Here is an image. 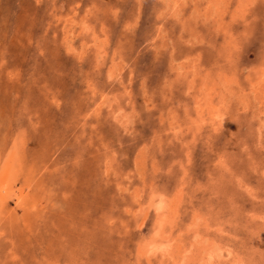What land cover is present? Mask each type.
I'll list each match as a JSON object with an SVG mask.
<instances>
[{"label": "rangeland", "instance_id": "rangeland-1", "mask_svg": "<svg viewBox=\"0 0 264 264\" xmlns=\"http://www.w3.org/2000/svg\"><path fill=\"white\" fill-rule=\"evenodd\" d=\"M263 78L264 0H0V264H173L139 254L162 193L166 234L264 264Z\"/></svg>", "mask_w": 264, "mask_h": 264}, {"label": "bare ground", "instance_id": "bare-ground-1", "mask_svg": "<svg viewBox=\"0 0 264 264\" xmlns=\"http://www.w3.org/2000/svg\"><path fill=\"white\" fill-rule=\"evenodd\" d=\"M170 1V0H169ZM176 1V0H175ZM185 1V0H184ZM240 1V0H239ZM40 2V1H39ZM167 2V1H166ZM243 2V1H242ZM46 3V2H45ZM184 3V2H183ZM199 3V2H198ZM244 3V2H243ZM208 4V3H207ZM215 4V3H214ZM214 4H212V5H214ZM218 4V3H217ZM222 4V3H221ZM224 4V3H223ZM238 4H239V2H238ZM247 4V3H246ZM216 5V4H215ZM91 7V6H90ZM175 7V6H174ZM216 7V6H215ZM245 8V7H244ZM168 9V8H167ZM218 9V8H217ZM220 9V8H219ZM247 9V8H246ZM204 10V9H203ZM244 10V9H243ZM242 11V10H241ZM246 11V10H245ZM209 12V11H208ZM217 12V11H216ZM242 12H244V11H242ZM247 13H248V11H247ZM50 14V13H49ZM214 14H215V11H214ZM217 14V13H216ZM218 14H220L219 12H218ZM217 14V15H218ZM237 14V13H236ZM241 14V13H240ZM244 14V13H243ZM220 16V15H219ZM234 16V15H233ZM221 17V16H220ZM235 18V17H234ZM240 18V17H239ZM244 18V17H243ZM180 19V18H179ZM237 19V18H236ZM235 20H233V22H234ZM246 21V20H245ZM80 22H82V21H80ZM85 22V21H84ZM220 22V21H219ZM247 23V22H246ZM201 24V23H200ZM63 25V24H62ZM79 25V24H78ZM82 25V24H81ZM81 25H80V27H81ZM209 26V25H208ZM211 27V26H210ZM223 27V26H222ZM70 28V27H69ZM74 28V27H73ZM82 29V28H81ZM98 30V29H97ZM72 31V30H71ZM82 31V30H81ZM68 32H69V30H68ZM88 33V32H87ZM193 33V32H192ZM202 33V32H201ZM225 33V32H224ZM204 34V33H203ZM67 35H68V33H67ZM230 37L232 36L231 35V33H230V35H229ZM228 36V37H229ZM66 37V36H65ZM224 37V36H223ZM70 38V37H69ZM115 38V37H114ZM173 38V37H172ZM192 38V37H191ZM179 39H181V38H179ZM199 39V38H198ZM230 39V38H229ZM66 40V39H65ZM223 40V39H222ZM231 40V39H230ZM85 42V41H84ZM211 42H212V40H211ZM217 42V41H216ZM228 42V41H227ZM245 42V41H244ZM115 43V42H114ZM191 43V42H190ZM218 43V42H217ZM222 43V42H221ZM224 43V42H223ZM86 44V43H85ZM87 45V44H86ZM85 45V47H87ZM154 45V44H153ZM193 45V44H192ZM192 45H190V46H192ZM67 46V45H66ZM84 47V46H83ZM178 47V46H177ZM193 47V46H192ZM176 48V47H175ZM69 49V48H68ZM70 49H71V46H70ZM85 49V48H84ZM181 49V48H180ZM185 49V48H184ZM74 50V49H73ZM86 50V49H85ZM119 50V49H118ZM199 50V49H198ZM84 51V50H83ZM197 51V50H196ZM206 51V50H205ZM240 51V50H239ZM112 52V51H111ZM191 52V51H190ZM82 53V52H81ZM110 53V52H109ZM115 53V52H114ZM178 53V52H177ZM83 54V53H82ZM85 54V53H84ZM100 54V53H99ZM122 54V53H121ZM157 54V53H156ZM170 54V53H169ZM179 54V53H178ZM117 55V54H116ZM84 56V55H83ZM188 58V57H187ZM193 58V57H192ZM186 59V58H185ZM189 59V58H188ZM98 61V60H97ZM115 61V60H114ZM63 62V61H62ZM170 62V61H169ZM99 64H101V63H99ZM171 64V63H170ZM199 64V63H198ZM79 65V64H78ZM85 65V64H84ZM111 65V64H110ZM127 65V64H126ZM58 66V65H57ZM74 66V65H73ZM90 66H91V64H90ZM219 67V66H218ZM111 68V67H110ZM185 68V67H184ZM187 68V67H186ZM183 69V68H182ZM93 70V69H92ZM188 70V69H187ZM203 70V69H202ZM114 72H115V70H113ZM208 71V70H207ZM186 72V71H185ZM189 72H190V70H189ZM94 73V72H93ZM112 73V72H111ZM244 73V72H243ZM187 74V73H186ZM198 74V73H197ZM205 74V73H204ZM219 74V73H218ZM226 74V73H225ZM221 75V74H220ZM219 75V76H220ZM227 75L228 74H226L225 76L227 77ZM205 76H206V74H205ZM209 76V75H208ZM218 76V77H219ZM223 76V75H222ZM222 76H220L221 78H222ZM87 77V76H86ZM110 77H112V76H110ZM109 77V78H110ZM203 77V76H202ZM218 77H216L217 79H219ZM230 77V76H229ZM260 77V76H259ZM94 78V77H93ZM104 78V77H103ZM191 78V77H190ZM221 78H220V80H221ZM228 78V77H227ZM110 79H113V78H110ZM203 79H205V78H203ZM223 79V78H222ZM247 79V78H246ZM260 79V78H259ZM264 79V78H263ZM194 80V79H193ZM229 80H232V79H230L229 78ZM88 81V80H87ZM226 82L225 83H227V80H225ZM233 81V80H232ZM193 82V81H192ZM191 82V83H192ZM195 82V81H194ZM213 82H214V80H213ZM224 82V81H223ZM230 82V81H229ZM246 82H247V80H246ZM201 83V82H200ZM99 84V83H98ZM188 84H190V82L188 83ZM203 84V83H202ZM210 84H211V82H210ZM220 84V83H219ZM222 85H224V86H226L225 84H223V83H221ZM230 84V83H229ZM120 85H123V84H120ZM192 85V84H191ZM258 85V83H256V85H254V86H257ZM263 85V84H262ZM182 86V85H181ZM207 86V85H206ZM218 86V85H217ZM216 86V87H217ZM230 86H233V84L231 85L230 84ZM141 87V86H140ZM191 87L192 86H190V87H188V89L190 88L191 89ZM204 87V86H203ZM202 88V87H201ZM205 88V87H204ZM207 88V87H206ZM219 88V87H218ZM91 89V88H90ZM98 89V88H97ZM131 89V88H130ZM129 89V90H130ZM168 89V88H167ZM193 89H194V87H193ZM199 89V88H198ZM216 89V88H215ZM230 89V88H229ZM228 89V90H229ZM255 89V88H254ZM89 90V89H88ZM103 90V89H102ZM101 90V91H102ZM192 90V89H191ZM204 90V89H203ZM206 90H208V88L206 89ZM211 90V89H210ZM217 90V89H216ZM220 90V89H219ZM264 90V89H263ZM126 91V90H125ZM195 91V90H194ZM213 91V90H212ZM223 91V90H222ZM226 91V90H225ZM240 91V90H239ZM261 91V90H260ZM170 92V91H169ZM193 92V91H192ZM191 92V93H192ZM198 92V91H197ZM205 92V91H204ZM211 92V91H210ZM217 92V91H216ZM224 92V91H223ZM262 92V91H261ZM188 93V92H187ZM224 93H226V92H224ZM240 93V92H239ZM105 94V93H104ZM204 94V93H203ZM217 94V93H216ZM220 94H223V93H220ZM45 95V94H44ZM86 95V94H85ZM108 95V94H107ZM110 95V94H109ZM195 95V94H194ZM197 95V94H196ZM225 95H227V94H225ZM230 95V94H229ZM81 96V95H80ZM106 96V95H105ZM199 96V95H198ZM211 97H212V95H210ZM221 96V95H220ZM250 96V95H249ZM256 96V95H255ZM261 96V95H260ZM263 96H264V94H263ZM91 97V96H90ZM114 97V96H113ZM80 98H82V97H80ZM225 98V97H224ZM261 98V97H260ZM110 99H114V98H110ZM204 99V98H203ZM210 99V98H209ZM208 99V100H209ZM245 99V98H244ZM253 99V98H252ZM262 99V98H261ZM52 100V99H51ZM74 100H76V99H74ZM103 100H105L104 98H103ZM115 100V99H114ZM151 100V99H150ZM222 100V99H221ZM223 100H225V99H223ZM222 100V101H223ZM228 100V99H227ZM239 100V99H238ZM264 100V99H263ZM113 101V100H112ZM194 101H196V100H194ZM201 101V100H200ZM214 101V100H213ZM76 102V101H75ZM239 102V101H238ZM247 102V101H246ZM57 103V102H56ZM84 103V102H83ZM197 103V102H196ZM202 103H203V101H202ZM210 103H211V101H210ZM230 103V102H229ZM261 103H262V101H261ZM78 104V103H77ZM182 104V103H181ZM199 104V103H198ZM204 104V103H203ZM219 104V102L217 103V105ZM220 104H221V101H220ZM219 104V105H220ZM227 104V103H226ZM242 104V103H241ZM264 104V103H263ZM215 105V104H214ZM229 105V104H228ZM228 105H226L227 107H229ZM195 106V105H194ZM200 106H201V104H200ZM211 106H213V105H211ZM258 106V105H257ZM53 107V106H52ZM81 107V106H80ZM116 107V106H115ZM118 107H119V105H118ZM117 107V108H118ZM203 107V106H202ZM205 107V106H204ZM215 107V106H214ZM221 107H222V105H221ZM221 107L218 109L219 111H220V109H221ZM259 107V106H258ZM120 108H122V107H120ZM120 108H119V110H120ZM194 108V107H193ZM208 108V107H207ZM223 108H224V106H223ZM231 108V107H230ZM72 109V108H71ZM206 109V108H205ZM210 109V108H209ZM115 110V109H114ZM215 110V109H214ZM118 110H116V112H117ZM124 111V110H123ZM127 111V110H126ZM200 111V110H199ZM218 111V112H219ZM223 111V110H222ZM226 111V110H225ZM227 111H229L228 109H227ZM226 111V112H227ZM88 112H90V111H88ZM87 112V113H88ZM122 112V111H121ZM130 112V111H129ZM131 112H133V111H131ZM196 112V111H195ZM208 112V111H207ZM44 113V112H43ZM118 113H120V111L118 112ZM126 113V112H125ZM206 114V112H203V114ZM214 113V112H213ZM223 113V112H222ZM249 113V112H248ZM116 114V113H115ZM134 114V113H133ZM198 114H201V113H198ZM224 114V113H223ZM260 114H261V112H260ZM119 116H121V117H123V115H120V114H118ZM132 115V114H131ZM209 115H211V114H209ZM225 115H226V113H225ZM228 115V114H227ZM258 115V114H257ZM256 115V116H257ZM263 115V114H262ZM126 116V115H125ZM214 116V115H213ZM116 117V116H115ZM199 117V116H198ZM219 117V116H218ZM221 117V116H220ZM258 117H260V118H263V117H261V115L260 116H258ZM22 118V117H21ZM112 118V117H111ZM117 118V117H116ZM212 118V117H211ZM225 118H227V117H225ZM118 119H121V118H118ZM123 119H124V117H123ZM126 119V118H125ZM124 119V120H125ZM133 119V118H132ZM135 119V118H134ZM186 119V118H185ZM208 119H210V118H208ZM213 119V118H212ZM215 119V118H214ZM218 119V118H217ZM221 119V118H220ZM199 120V119H198ZM261 120V119H260ZM121 121V120H120ZM131 121V120H130ZM262 121H263V119H262ZM173 122H174V120H173ZM204 122V121H203ZM218 122H220V121H218ZM31 123V122H30ZM207 123V122H206ZM173 124V123H172ZM262 124V123H261ZM174 125V124H173ZM259 125V124H258ZM263 125V124H262ZM95 126V125H94ZM93 126V127H94ZM120 126V125H119ZM192 126V125H191ZM198 126V125H197ZM38 127H39V125H38ZM172 128H173V126H171ZM176 127V126H175ZM188 127V126H187ZM259 127V126H258ZM16 128V127H15ZM127 128V127H126ZM261 128H263L262 126H261ZM176 129V128H175ZM17 131V130H16ZM20 131V130H19ZM262 131V130H261ZM21 132V131H20ZM98 132V131H97ZM22 133V132H21ZM17 134H19V133H17ZM200 136V135H199ZM200 138V137H199ZM262 139V138H261ZM25 140V139H24ZM260 140V139H259ZM22 141V140H21ZM207 142V141H206ZM195 143V142H194ZM17 144L19 145L20 143L17 141ZM16 144V145H17ZM16 148V147H15ZM208 148V147H207ZM17 149V148H16ZM172 150V149H171ZM230 152V151H229ZM127 156V155H126ZM178 156V155H177ZM182 156V155H181ZM180 156V157H181ZM226 156V155H225ZM252 156V155H251ZM19 157V156H18ZM21 157V159H22V156H20ZM118 157V156H117ZM162 157V156H161ZM164 157V156H163ZM110 159V158H109ZM254 160V159H253ZM7 159H5L4 160V162H2L3 163V165H1L2 167H0V200L1 201H3L4 200V193H5V191H7L8 189H10L11 187H10V185H9V183L10 182H12L13 183V178H16L13 174H16L17 175V173L18 172H20V167L22 166V165H20V163L18 164V159H17V161L14 163V166H13V168L11 167H8L7 166ZM235 161V160H234ZM207 162V161H206ZM261 162V161H260ZM117 163V162H116ZM118 164V163H117ZM225 164V163H224ZM247 164H249V163H247ZM259 164V163H258ZM156 165V164H155ZM158 165V164H157ZM260 166H261V163L259 164ZM259 165H257V166H259ZM27 166V165H26ZM227 166V165H226ZM236 166V165H235ZM173 168V167H172ZM123 169H125L124 167H123ZM177 169V168H176ZM130 170V169H129ZM128 170V171H129ZM136 171V170H135ZM261 171V170H260ZM263 171V170H262ZM90 172V171H89ZM116 172H117V170H116ZM237 172H239V171H237ZM119 173V172H118ZM123 173V172H122ZM252 173V172H251ZM260 173V172H259ZM19 174V173H18ZM140 175V174H139ZM143 175V174H142ZM252 175V174H251ZM116 176V175H115ZM24 177V176H23ZM27 177V176H26ZM118 177H119V175H118ZM215 177V176H214ZM28 178H29V176H28ZM235 180V179H234ZM259 181V180H258ZM209 182V181H208ZM218 182V181H217ZM26 183H28V182H26ZM121 184V183H120ZM205 185V184H204ZM224 185V184H223ZM28 186H29V184H28ZM122 186V185H121ZM251 186V185H250ZM30 187V186H29ZM120 187V186H119ZM123 187V186H122ZM182 187V186H181ZM24 188V185H23V187L22 188H20V192L22 193V191H24L25 192V190L23 189ZM121 188V187H120ZM138 189V188H137ZM31 190V189H30ZM246 190V189H245ZM180 191H181V189H180ZM202 191V190H201ZM214 191V190H213ZM120 192V191H119ZM157 192H159V191H157ZM156 192V193H157ZM20 193V194H21ZM140 193H142V192H140ZM155 193V194H156ZM160 193V192H159ZM184 193H186V192H184ZM154 194V193H153ZM26 196H28L27 194H25ZM30 195V194H29ZM124 195V194H123ZM168 195H171V194H168ZM164 196V194L162 193V195H157V197H152L154 200H155V198L157 199L156 200V205H158V206H156V209L158 210V215H157V218L155 219L156 220V226H155V228H154V232L152 233V235H150L149 236V239H145L146 240V242H145V244L147 245V246H145L142 250H140V252H139V254H141V256L143 255V254H153V256H156V257H159V259L161 258L162 259V261H166V260H168V259H170L171 261L173 260V264H191L193 261V264L194 263H200V264H212L210 261H212L213 260V258H215V261L216 260H218V259H220V258H222V254H220V250H223V249H221V245H219V244H214V242H213V244H211V241H207V239H209L208 237L207 238H205L206 236H205V233H201L202 231H205L201 226H199V223H200V221H198L199 219H201V213L199 214V215H195L194 216V218L192 219V222L190 223V226H188L187 228H185L186 230H183V228H182V230H181V232L179 233V235H178V237H176V238H174L173 237V235H169V234H166V233H168V230L166 231L165 230V228H166V226H168V225H171L170 223H171V221L170 220H168V217H169V215H168V213H166L168 210H171V211H173L172 213H175V215H177V209L178 208H176L177 206H178V204L182 201V195H179V194H175V195H171V196ZM264 195V194H263ZM156 196V195H155ZM238 196V195H237ZM146 197V196H145ZM22 198V197H21ZM26 198V197H25ZM25 198H23V199H25ZM185 198V197H184ZM235 198V197H234ZM244 198V197H243ZM250 198V197H249ZM134 199V198H133ZM248 199V198H247ZM19 200H21L20 202H23L22 201V199H19ZM151 200V199H150ZM222 200V199H221ZM184 201V200H183ZM248 201V200H247ZM35 202V201H34ZM146 202V201H145ZM253 202V201H252ZM1 203V202H0ZM26 203V202H25ZM41 203V202H40ZM207 203V202H206ZM223 203V202H222ZM254 203V202H253ZM21 204H23V203H21ZM24 205V204H23ZM143 205H145V204H143ZM147 205V204H146ZM148 207H149V205H147ZM250 206V205H249ZM144 207V206H143ZM147 207V208H148ZM155 207V206H154ZM257 207V206H256ZM258 207H260V206H258ZM153 208V207H152ZM197 208V207H196ZM175 209H176V212H175ZM250 210V209H249ZM133 211V210H132ZM146 211V210H145ZM182 211V210H181ZM202 210H199V212H201ZM30 212V211H29ZM198 212V213H199ZM179 213H180V211H179ZM196 213V212H195ZM43 214V213H42ZM40 215V214H39ZM205 215V214H204ZM209 215V214H208ZM180 216H181V214H180ZM203 216V215H202ZM206 216V215H205ZM237 216V215H236ZM24 218V217H23ZM30 218V217H29ZM177 218V217H176ZM192 218V217H191ZM204 218V217H203ZM210 218V217H209ZM35 219V218H34ZM253 219V218H252ZM257 219V218H256ZM203 220V219H202ZM172 221H174V220H172ZM206 222V221H205ZM263 222V221H262ZM179 223V222H178ZM225 223V222H224ZM32 224V223H31ZM182 226V225H181ZM25 227V226H24ZM172 227V226H171ZM193 227V228H192ZM175 228V227H174ZM181 228V227H180ZM212 228V227H211ZM257 228V227H256ZM14 229V228H13ZM207 229V228H206ZM13 231V230H12ZM193 231V233H194V238H192L190 241H186V233L187 234H190V232H192ZM220 231H222V229L220 230ZM23 232V231H22ZM23 233H25V232H23ZM227 233V232H226ZM211 234V233H210ZM12 235V234H11ZM27 235V234H26ZM40 235V234H39ZM190 236V235H189ZM232 236V235H231ZM53 237V236H52ZM8 238V237H7ZM17 238V237H16ZM34 238V237H33ZM233 238V237H232ZM236 238H237V236H236ZM234 239V238H233ZM189 240V239H188ZM220 240V239H219ZM248 240V239H247ZM215 241V240H214ZM222 241V240H221ZM237 241V240H236ZM210 242V243H209ZM217 242H219V241H217ZM141 244V243H140ZM144 244V243H143ZM245 245H247V244H245ZM141 247V246H140ZM147 248H149V250H145L144 251V249H147ZM230 248V247H229ZM26 249V248H25ZM220 249V250H219ZM18 250V249H17ZM20 251V250H19ZM222 252H224V251H222ZM228 253H229V250H228ZM228 253H227V255H228ZM192 254H194V257L195 258H192ZM230 254V253H229ZM18 255V254H17ZM264 255V254H263ZM93 256V255H92ZM150 256V255H149ZM230 256V255H229ZM239 256V255H238ZM141 258V257H140ZM150 258V257H149ZM152 258V257H151ZM192 258V259H191ZM238 258V257H237ZM262 258V257H261ZM264 258V257H263ZM234 259V258H233ZM18 260V259H17ZM74 261V260H73ZM169 261V260H168ZM170 261V262H171ZM197 261V262H196ZM221 261V260H220ZM235 261V260H234ZM245 261V260H244ZM157 262V261H156ZM229 262V261H228ZM50 263V262H49ZM83 263V262H82ZM239 263V262H238ZM159 264V263H158ZM161 264V263H160ZM165 264V263H164ZM217 264H219V262L217 261ZM229 264V263H228ZM233 264H235V262H233ZM261 264V263H260Z\"/></svg>", "mask_w": 264, "mask_h": 264}]
</instances>
